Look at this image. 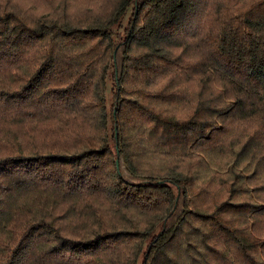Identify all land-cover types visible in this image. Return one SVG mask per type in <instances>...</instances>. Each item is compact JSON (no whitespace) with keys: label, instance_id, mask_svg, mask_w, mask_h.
Masks as SVG:
<instances>
[{"label":"trees","instance_id":"obj_1","mask_svg":"<svg viewBox=\"0 0 264 264\" xmlns=\"http://www.w3.org/2000/svg\"><path fill=\"white\" fill-rule=\"evenodd\" d=\"M0 264H264V0H0Z\"/></svg>","mask_w":264,"mask_h":264}]
</instances>
